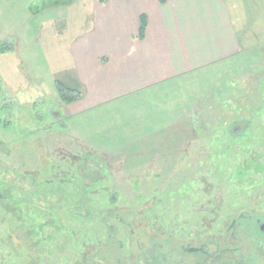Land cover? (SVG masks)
<instances>
[{"label": "rangeland", "instance_id": "374dc122", "mask_svg": "<svg viewBox=\"0 0 264 264\" xmlns=\"http://www.w3.org/2000/svg\"><path fill=\"white\" fill-rule=\"evenodd\" d=\"M96 1L0 0V264H160L163 230L210 221L223 246L228 216L264 219V0H234L239 54L70 118L57 82Z\"/></svg>", "mask_w": 264, "mask_h": 264}, {"label": "crops", "instance_id": "0c3cea01", "mask_svg": "<svg viewBox=\"0 0 264 264\" xmlns=\"http://www.w3.org/2000/svg\"><path fill=\"white\" fill-rule=\"evenodd\" d=\"M91 3L92 19L70 50L72 64L65 72L71 77L66 84L81 93L78 101L67 106L70 118L103 102L228 60L253 36L247 31L239 37V21L231 14L239 7L234 0ZM141 17L145 19L142 36Z\"/></svg>", "mask_w": 264, "mask_h": 264}, {"label": "flooded vegetation", "instance_id": "af4514ba", "mask_svg": "<svg viewBox=\"0 0 264 264\" xmlns=\"http://www.w3.org/2000/svg\"><path fill=\"white\" fill-rule=\"evenodd\" d=\"M58 113L54 112L53 114L56 116ZM63 182L65 179H58V184ZM48 183L53 184V181H48ZM251 212V210H241L233 216H228L227 243L223 246H220V242L201 237L208 229L200 228L206 224L209 226L210 221L202 222V226L189 227L187 231H183V229L188 228L182 227L177 238L171 235V232L161 231V237L164 240L167 239L170 245H154L158 248L159 254L166 257L160 264H264V219L254 217ZM108 229L111 233L109 241H113L111 238L116 236L117 231L114 230L113 225ZM185 237L189 240H186ZM140 239V237L136 239L132 236L131 240L132 242L137 241L141 251L144 247ZM114 247L112 244L109 247L110 255L115 259L114 264H129L125 263V259L120 253L122 244L115 247L116 249ZM101 251L103 255L102 247ZM86 255L83 254L84 259ZM76 261V264H93L89 261L87 263L84 260L81 261V259Z\"/></svg>", "mask_w": 264, "mask_h": 264}, {"label": "trees", "instance_id": "16d2710c", "mask_svg": "<svg viewBox=\"0 0 264 264\" xmlns=\"http://www.w3.org/2000/svg\"><path fill=\"white\" fill-rule=\"evenodd\" d=\"M144 31H145V19L141 17V24H140V28H139L140 36H142L144 34ZM4 48H6V47H4ZM57 90H58L59 100L65 104L74 103V102L78 101L81 97V93L78 90L71 88V87H68L61 82H57ZM14 238H16V237L12 236L10 240H12V242H14ZM15 243H16L15 248H16L17 252L19 253V255L24 256V257L27 256L28 254L24 248L25 244L27 242H24L23 239H20V238L17 239L16 238Z\"/></svg>", "mask_w": 264, "mask_h": 264}]
</instances>
